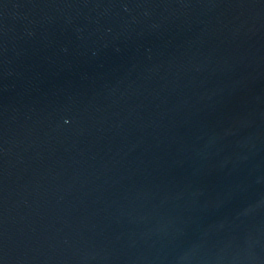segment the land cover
<instances>
[{"label":"water","instance_id":"water-1","mask_svg":"<svg viewBox=\"0 0 264 264\" xmlns=\"http://www.w3.org/2000/svg\"><path fill=\"white\" fill-rule=\"evenodd\" d=\"M82 264H264V0H68Z\"/></svg>","mask_w":264,"mask_h":264}]
</instances>
